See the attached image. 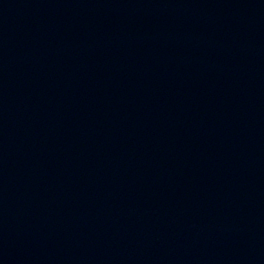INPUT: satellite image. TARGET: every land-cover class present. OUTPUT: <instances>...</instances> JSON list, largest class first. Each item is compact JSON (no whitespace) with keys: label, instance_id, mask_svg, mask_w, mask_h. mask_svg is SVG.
Segmentation results:
<instances>
[{"label":"water","instance_id":"95a60500","mask_svg":"<svg viewBox=\"0 0 264 264\" xmlns=\"http://www.w3.org/2000/svg\"><path fill=\"white\" fill-rule=\"evenodd\" d=\"M0 264H264V0H0Z\"/></svg>","mask_w":264,"mask_h":264}]
</instances>
